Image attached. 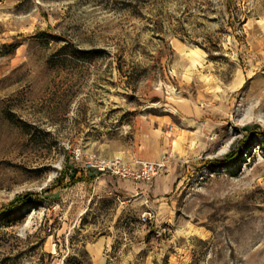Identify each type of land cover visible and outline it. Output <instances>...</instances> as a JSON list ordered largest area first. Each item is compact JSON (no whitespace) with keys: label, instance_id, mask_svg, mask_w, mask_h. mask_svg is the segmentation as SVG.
<instances>
[{"label":"rangeland","instance_id":"rangeland-1","mask_svg":"<svg viewBox=\"0 0 264 264\" xmlns=\"http://www.w3.org/2000/svg\"><path fill=\"white\" fill-rule=\"evenodd\" d=\"M25 194L0 264H264V0H0V209Z\"/></svg>","mask_w":264,"mask_h":264},{"label":"built area","instance_id":"built-area-1","mask_svg":"<svg viewBox=\"0 0 264 264\" xmlns=\"http://www.w3.org/2000/svg\"><path fill=\"white\" fill-rule=\"evenodd\" d=\"M74 158L78 159V152L74 153ZM89 167L97 170H107L120 177H130L133 179L148 180L166 166L165 160L149 161L134 159L131 163L122 162L119 157L111 159H89ZM149 217H143L145 220Z\"/></svg>","mask_w":264,"mask_h":264},{"label":"trees","instance_id":"trees-1","mask_svg":"<svg viewBox=\"0 0 264 264\" xmlns=\"http://www.w3.org/2000/svg\"><path fill=\"white\" fill-rule=\"evenodd\" d=\"M82 176H80L79 178H75V179H72L74 181L76 180H86V181H89V178L85 176V174H81ZM28 196L27 194H25L24 196H22L21 198H18L12 202H10L9 204H7L6 206H2L1 209H0V213H6V212H9V211H12L14 208H16V204L17 203H22L23 201H25V197Z\"/></svg>","mask_w":264,"mask_h":264},{"label":"bare ground","instance_id":"bare-ground-1","mask_svg":"<svg viewBox=\"0 0 264 264\" xmlns=\"http://www.w3.org/2000/svg\"><path fill=\"white\" fill-rule=\"evenodd\" d=\"M191 52H194V51L191 50Z\"/></svg>","mask_w":264,"mask_h":264}]
</instances>
